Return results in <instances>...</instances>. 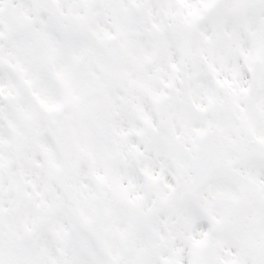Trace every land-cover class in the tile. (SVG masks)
I'll use <instances>...</instances> for the list:
<instances>
[{"label":"snow or ice","instance_id":"snow-or-ice-1","mask_svg":"<svg viewBox=\"0 0 264 264\" xmlns=\"http://www.w3.org/2000/svg\"><path fill=\"white\" fill-rule=\"evenodd\" d=\"M0 264H264V0H0Z\"/></svg>","mask_w":264,"mask_h":264}]
</instances>
